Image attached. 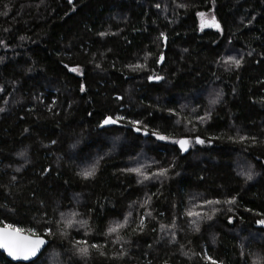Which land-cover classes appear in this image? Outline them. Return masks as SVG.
<instances>
[{
    "label": "trees",
    "instance_id": "obj_1",
    "mask_svg": "<svg viewBox=\"0 0 264 264\" xmlns=\"http://www.w3.org/2000/svg\"><path fill=\"white\" fill-rule=\"evenodd\" d=\"M201 12L215 16L223 34L202 29ZM0 41V225L46 237L44 264H206L205 252L224 264H257L258 257L264 264V228L255 223L264 219L258 215L264 213V0H0ZM160 55L164 60L156 63ZM229 55L242 56V67L224 63ZM137 64L146 67H130ZM77 66L83 76L71 71ZM218 93L211 118L199 122ZM105 115L126 119L100 128ZM130 120L143 122L140 132ZM237 132L249 139H228ZM196 136L206 143H193L189 153L170 142ZM137 160L149 172L170 170L137 183L136 174L121 172ZM97 163L94 178L78 175ZM250 167L256 175L246 182L240 173ZM146 196L150 203L134 205L132 219L145 211L156 219L139 235L135 224L121 231L130 242L127 255L111 259L120 249L111 243L106 256L74 255V240L105 244L109 223ZM233 196L234 205L203 204ZM212 207L221 211L199 220L194 232L191 221L198 218L184 213L211 214ZM72 211L89 220L91 235L83 228L67 236L45 233L49 224L56 231L59 212ZM173 220L175 229L160 231ZM0 264L30 263L0 251Z\"/></svg>",
    "mask_w": 264,
    "mask_h": 264
},
{
    "label": "snow or ice",
    "instance_id": "obj_2",
    "mask_svg": "<svg viewBox=\"0 0 264 264\" xmlns=\"http://www.w3.org/2000/svg\"><path fill=\"white\" fill-rule=\"evenodd\" d=\"M73 0H68L69 4H72ZM214 2V0H213ZM156 8H160V4L155 5ZM75 10V9H73ZM6 15V13H4ZM198 15L201 17V28L207 24V22L204 20V13H198ZM255 17H252L249 20V24H251L252 20H254ZM207 26H214L216 27L222 34L224 29L220 26V24L216 21L215 16L212 18V23L207 25ZM107 33L101 32L99 35L104 36ZM158 39H161L164 42H167L168 37L164 33H160V36ZM0 43H3L0 41ZM187 51V49H185ZM251 55V53H249ZM223 59V58H222ZM164 60V56L160 55L156 63H160ZM244 58L241 56L237 58V56L229 55L226 60H224V63L227 65L234 67L235 69H239L242 67ZM259 63V61H257ZM67 67V65H66ZM97 68L100 67L99 64L96 65ZM130 67L133 68V70L137 69H143L146 67V65H130ZM72 72L78 73L79 75L83 76L84 71L83 69H80L78 66L73 67L71 69ZM149 81H161L164 79V77L159 76V75H149L147 77ZM2 91V89H0ZM80 91L83 92L85 91V85L80 84ZM222 97V93H218L216 99H213L210 101V106L208 108L204 109V115H197L196 119L204 123L208 119L211 118L212 115V105H215L220 102V99ZM117 100L123 99L122 97H116ZM51 111V109H49ZM4 111V109L0 108V112ZM170 115H175L179 116V113L175 109H168ZM195 111V109H193ZM89 115H92V113H89ZM126 118L124 116H116L115 118L112 115H105L103 116L102 120L99 122L98 127L100 128H106V126H112V125H117L121 121H124ZM129 124H131L136 132H140L141 128L138 127V125L142 124L143 122L141 120H130L128 121ZM176 123H180V120H177ZM187 123L192 124L193 121L188 120ZM27 131V129L25 130ZM189 131H192V129H189ZM144 135H151L155 136L157 140L160 141H169L170 138L167 135L160 134L159 132L153 131L151 133L145 131L143 133ZM229 140H232L233 142H243L246 139H249L248 137H245L243 135H240L239 132H237L236 137H228ZM252 141H256L255 137L250 138ZM172 144L178 146V150L181 153H189V147L190 145L198 144V145H204L206 143L205 139H201L200 136H196L193 139H189L187 137L179 138V139H174L170 141ZM52 144H55L56 141L53 140L51 142ZM208 143H211V140L208 141ZM19 155H26L25 152L19 153ZM153 163H158L157 161H153ZM150 167V165L146 163H142L139 160L136 161V166L134 167H125L121 169V172L124 173H130V174H136L139 179L137 183H144V181H148L151 179H160L163 177H167V174L170 170V167H164L161 166L159 169L155 172H149L147 169ZM98 169V163L93 164L89 168L83 169L81 172L78 173L81 177L85 179L89 178H94L96 176V172ZM47 171V169L45 170ZM241 175L244 176L245 181H251L256 173L250 168H248L246 171L240 173ZM151 201V197L146 196L144 201L142 203L139 202H133V205L129 206V211L123 216L122 220H113L109 223L107 226V231L103 233L104 236L109 237L110 239L103 245L97 244V243H89L87 239H80V240H74L73 241V252L74 255H77L81 258H88L92 251L95 250L100 256H106V250L108 247V244H114V245H120V249L111 257V259L116 260V259H121L125 255H127V252L125 251V245L129 244L130 242L124 238V236L121 234V231L124 229H127L131 227L133 224H135V227H132V231L136 233L137 235L141 234L144 232L145 228L147 227L146 221L148 219L155 220L156 217L152 215L151 211H145L142 214H140L135 220L132 219V208L134 205H138L139 208H145L146 205H148ZM236 203V198L233 196L231 199H226L224 201L221 200H209L205 199L203 201L204 205H210V206H215V205H221V204H227V205H234ZM247 211H252L251 209H246ZM221 209L218 207H212L210 209V213H201L199 211H192L188 210L184 213L186 217H196L198 219H193L191 221L193 225V231L194 232H199L200 231V223L199 220H212L213 215H215L217 212H220ZM227 211L231 212L232 208H228ZM159 215H163V213H159ZM258 215L264 216V213H259ZM83 214L79 213L77 211H72L70 213L66 212H59V220L54 222L55 223V229L56 231L54 232L53 226L49 224L45 228V233L49 236L55 235L59 233L62 236H67L69 235V230L75 228L76 231H79V229L83 228L86 229L85 231V236L91 235L92 234V228L91 225L89 224L88 219H83L78 217H82ZM233 217L229 216L228 217V223H233ZM255 223L262 228H264V219H257ZM177 227L176 221L173 220L170 225H165L163 223L160 224V231L163 232L168 228L175 229ZM23 231L21 228L15 226L14 224L11 223H6L2 227H0V249H4L8 256L13 257L14 259L17 260H24V261H29L30 264H44L43 261V253L41 251L42 246H45L46 241L45 239L41 238L38 236L33 229H29V234L24 235ZM151 231L155 232L156 228L153 227ZM173 240L175 239L176 233L172 232L171 233ZM35 237V238H34ZM160 239H164L163 237H160ZM171 242V241H170ZM151 247V245H149ZM181 248L184 247V245H180ZM241 249L245 247L244 244L240 245ZM202 251H205L202 249ZM184 255H188L187 252L183 253ZM198 255V254H197ZM34 258V259H33ZM107 258V257H106ZM202 259L206 262V264H224L222 260H217L214 259L212 256L207 255L205 252V255L202 257ZM150 264V262H149ZM164 264H168L167 260L164 261ZM257 264H260V259L258 257Z\"/></svg>",
    "mask_w": 264,
    "mask_h": 264
},
{
    "label": "water",
    "instance_id": "obj_3",
    "mask_svg": "<svg viewBox=\"0 0 264 264\" xmlns=\"http://www.w3.org/2000/svg\"><path fill=\"white\" fill-rule=\"evenodd\" d=\"M164 56V55H163ZM163 62V61H162ZM162 62H160V63H162ZM155 81V80H154ZM145 132V131H144ZM144 136H146V135H144ZM148 136V135H147ZM189 149H190V147H189ZM3 225H0V227H2ZM23 234L24 235H28L29 233H26V232H24L23 231ZM38 236H40V235H38ZM41 238H43V239H45V241H46V244H45V246H42V249H41V251L43 252L46 248H47V246L49 245V240L46 238V237H44V236H40ZM35 238V237H34ZM0 251L2 252V253H4L5 255H6V257L7 258H9L11 261H13V262H15V263H30L29 261H24V260H17V259H14L13 257H10V256H8V254H7V252L4 250V249H0ZM34 259V258H33ZM168 264H173V263H170V262H168Z\"/></svg>",
    "mask_w": 264,
    "mask_h": 264
},
{
    "label": "rangeland",
    "instance_id": "obj_4",
    "mask_svg": "<svg viewBox=\"0 0 264 264\" xmlns=\"http://www.w3.org/2000/svg\"><path fill=\"white\" fill-rule=\"evenodd\" d=\"M204 14H205L204 15V20L207 22V24L204 27H206V28H208V27H214V26H207V25H209V24L212 23L213 15L211 13H204ZM200 21H201V17H200ZM201 23H202V21H201ZM207 96H209V95H207ZM144 155L145 154H141V157L144 156Z\"/></svg>",
    "mask_w": 264,
    "mask_h": 264
}]
</instances>
